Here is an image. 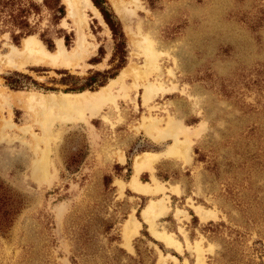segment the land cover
<instances>
[{"label":"rangeland","instance_id":"374dc122","mask_svg":"<svg viewBox=\"0 0 264 264\" xmlns=\"http://www.w3.org/2000/svg\"><path fill=\"white\" fill-rule=\"evenodd\" d=\"M31 1L40 6L28 19L32 36L41 42L46 34L54 44L49 51L41 42L48 52L61 40L87 56L74 67L0 69V264H196L199 253L203 264H264V0H105L126 38L121 70L140 76L125 79L127 97L117 84L115 105L87 120L56 110L45 118L20 100L81 93L64 91L83 86L92 72H113L111 33L81 1L72 16L59 0L65 15L58 24L43 0ZM22 41L0 25L1 52ZM64 73L76 79L61 81ZM97 79L104 86L113 80ZM92 87L84 91L101 88ZM144 117L158 129L172 119L199 130L188 159L163 156L174 139L141 127ZM143 153L161 156L138 181L163 192L131 191L133 163ZM44 154L41 176L35 169ZM150 201L164 208L153 228L141 218ZM196 206L215 218L200 221ZM131 215L140 228L128 248L123 227Z\"/></svg>","mask_w":264,"mask_h":264},{"label":"bare ground","instance_id":"6f19581e","mask_svg":"<svg viewBox=\"0 0 264 264\" xmlns=\"http://www.w3.org/2000/svg\"><path fill=\"white\" fill-rule=\"evenodd\" d=\"M69 6V14L72 16H77L78 10L76 8L77 2H83V7L86 6L94 16L102 21V18L99 12L94 8L90 0H65ZM79 5V4H77ZM82 7V6H81ZM80 8V7H79ZM115 11L121 16H126L128 11L125 8H119L115 6ZM81 17V16H80ZM79 17V18H80ZM85 22L80 19V22ZM85 26V23H84ZM87 51L79 47L72 51H67L61 43V40L57 42L56 50L53 53L48 52L42 43L37 40L34 36H28L23 39L22 45L20 48L9 46L8 50L5 52L0 51V69H12L20 70L30 65H47L52 67H74L79 61L83 60L87 56ZM146 52L153 56L151 50L146 49ZM128 76H134L138 78L140 73L138 70L132 67H126L121 70L120 74L113 80L104 86L101 87L96 92L84 91L81 93L75 94H35L30 93L27 97L20 100V103L23 107L33 110L37 109L44 112L45 118L51 114L53 110H56L60 118L65 117H78L83 120H87L95 116L100 110L108 103L115 105L116 96L113 95V89L117 84H120V89L122 91L123 97H127L125 79ZM151 92L150 88H146L144 91V102L149 101V93ZM1 96V95H0ZM2 97V96H1ZM2 103L9 105L11 100L5 98L1 99ZM116 107V106H115ZM47 120V119H46ZM157 123L154 119H149L144 117L142 120L141 127H145L146 130H154L157 134V138H165L166 136H171L174 139V143L170 145L169 149L165 153L166 157H176L188 159V154L191 144V136H197L200 131L196 130L195 132H190L188 128H182L177 125L172 119L168 120L166 127L164 129H158ZM44 135H46V129L44 128ZM182 135L183 140H178V136ZM47 138V136H46ZM159 159V155L144 153L137 157L134 161L133 171L134 176L129 182V187L132 192L141 193L148 195L151 192L158 193L163 192L164 188L162 186L155 184L154 188L147 184H142L138 181V175L144 169L152 170V164ZM121 162H124V158L120 157ZM46 165V155L41 158L36 163L37 172L41 176H45V166ZM160 202V201H159ZM161 203V202H160ZM163 205V204H162ZM163 207L159 206L158 201H150L141 212V218L143 222L149 224L153 228V223L155 217L159 216L163 212ZM166 209V208H165ZM194 212L200 221H208L215 218V213L211 210L203 209L199 206L194 207ZM180 213V212H179ZM140 228V223L131 215L124 224L123 227V239L125 246L129 248V243L131 239L137 234ZM158 238L162 239L167 246H173L178 250L179 245L172 241L169 236H162L155 234ZM201 253L198 254L196 264H203Z\"/></svg>","mask_w":264,"mask_h":264},{"label":"trees","instance_id":"16d2710c","mask_svg":"<svg viewBox=\"0 0 264 264\" xmlns=\"http://www.w3.org/2000/svg\"><path fill=\"white\" fill-rule=\"evenodd\" d=\"M149 3L155 6V2L158 0H148ZM94 7L99 11L103 22L107 26L111 33V39L113 42V51L110 58V65L112 66V71H107L105 73L92 72V75L87 78L86 83L81 87L74 86L73 88H68L64 92H83L84 90L94 91L92 85L95 84L96 88L104 86L105 80H98V77H104V79H113L116 77V72H119L126 64V38L122 31L121 24L116 16L113 14L105 0H91ZM43 5L52 11V22L58 24L59 21L64 17L65 10L64 6L59 0H43ZM40 13V6L31 0H0V25L4 28L13 31V38H26L32 36L34 30L29 24V16L38 15ZM46 35V34H45ZM44 37L40 38L44 46L52 51L54 44L51 40ZM65 47H69V37L63 36ZM99 52H102V47L98 48ZM99 63V61L94 62V64ZM65 74V73H64ZM18 76L26 77L21 74ZM66 76L62 78L61 81H65L66 77L70 79H76L73 76ZM27 78V77H26ZM17 90V88H13Z\"/></svg>","mask_w":264,"mask_h":264},{"label":"crops","instance_id":"0c3cea01","mask_svg":"<svg viewBox=\"0 0 264 264\" xmlns=\"http://www.w3.org/2000/svg\"><path fill=\"white\" fill-rule=\"evenodd\" d=\"M168 149H169V147H168ZM168 149H167V150H168ZM167 150L164 152L163 156H165V153L167 152ZM143 154H144V153H143ZM156 155H157V154H156ZM160 156H161V155H159V157H160ZM139 157H140V156H139ZM165 157H166V156H165ZM119 158H120V157H119ZM135 159H136V158H135ZM133 166H134V163H133ZM133 172H134V171H133ZM133 176H134V174H133ZM133 176H132V177H133ZM138 176H139V175H138ZM131 179H132V178H131ZM154 186H155V185H154ZM154 186H152V188H154ZM134 193H135V192H134ZM151 193L153 194V192H151ZM158 193H159V192H158ZM137 194H139V193H137ZM140 194H141V193H140ZM142 195H144V194H142ZM144 208H145V207H144ZM144 208H143V209H144ZM143 209H142V210H143ZM141 212H142V211H141Z\"/></svg>","mask_w":264,"mask_h":264}]
</instances>
